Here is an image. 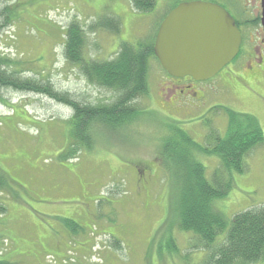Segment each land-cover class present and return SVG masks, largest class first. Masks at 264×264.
<instances>
[{
    "label": "rangeland",
    "instance_id": "1",
    "mask_svg": "<svg viewBox=\"0 0 264 264\" xmlns=\"http://www.w3.org/2000/svg\"><path fill=\"white\" fill-rule=\"evenodd\" d=\"M170 1L155 0L144 11L131 0H3L14 17L0 26V55L18 61L24 77L48 79L82 102L109 103L115 92L92 84L66 60V28L81 21L86 57L111 59L125 41L152 39ZM102 17L120 21V33L90 28ZM238 73L231 92L211 97L218 107L200 109L196 102L173 104L169 96L174 95L163 90L166 71L153 60L149 93L136 101L138 118L114 130L91 128V149L80 147L70 160L60 153L75 143L72 108L42 94L1 89L0 176L10 188L0 189V259L12 264H200L205 252L191 249L194 235L170 228L171 223L164 226L175 191L172 175L167 177L172 167L163 164L170 157L163 139L172 125L206 147L210 135L226 134L230 113L256 116L264 131V79H249L245 68ZM191 157L208 176L220 165L216 156L198 149ZM246 163V171L235 173L233 188L217 202L229 218L264 204V142Z\"/></svg>",
    "mask_w": 264,
    "mask_h": 264
},
{
    "label": "trees",
    "instance_id": "2",
    "mask_svg": "<svg viewBox=\"0 0 264 264\" xmlns=\"http://www.w3.org/2000/svg\"><path fill=\"white\" fill-rule=\"evenodd\" d=\"M143 1L148 2L144 4ZM131 2L136 9L144 11L152 9L155 4V0ZM0 3L1 26L5 20L11 21L14 15L11 6L4 5L3 0ZM111 19L102 17L90 28H106L119 34L120 21L113 23ZM65 31L66 60L78 65L92 84L113 90L112 101L98 104L79 101L68 92L59 91L48 79L22 76L23 71L16 68L20 63L1 55L0 90L13 88L34 92L71 107L73 116L70 122L75 143L60 153L61 159L70 160L81 153L80 147L91 149L94 144L91 128L102 126L114 130L117 125L130 124L138 118L141 111L136 101L149 93L151 63L154 60L162 65L154 51L158 31L149 40L123 42L117 55L107 60L86 57V29L81 21H72ZM229 115L226 134L210 135L206 147L195 144L184 129H173L172 125L169 126L172 130L163 139L164 149L170 156L169 162L163 161V164L168 169L172 167L167 177L169 181L172 175L171 185L175 191L173 206L164 226L171 223L170 228L176 225L181 231L194 235L196 239L191 249L205 252L200 264H252L264 259V204L250 206L231 218L217 207L218 199H223L233 188L235 173L246 171L247 156L264 142V131L256 116L248 113ZM196 149L219 159V167L210 176L206 167L191 157ZM1 188L9 190L10 187L7 188L0 176ZM0 212H4L3 206ZM114 246L120 249L122 242L114 240ZM0 264L12 263L0 259Z\"/></svg>",
    "mask_w": 264,
    "mask_h": 264
},
{
    "label": "water",
    "instance_id": "3",
    "mask_svg": "<svg viewBox=\"0 0 264 264\" xmlns=\"http://www.w3.org/2000/svg\"><path fill=\"white\" fill-rule=\"evenodd\" d=\"M242 37L234 18L214 3L182 2L162 21L154 51L172 76L206 80L238 54Z\"/></svg>",
    "mask_w": 264,
    "mask_h": 264
},
{
    "label": "flooded vegetation",
    "instance_id": "4",
    "mask_svg": "<svg viewBox=\"0 0 264 264\" xmlns=\"http://www.w3.org/2000/svg\"><path fill=\"white\" fill-rule=\"evenodd\" d=\"M188 1L196 0H171L167 14L180 3ZM199 1L217 4L234 18L242 37L239 52L228 65L210 79L196 80L189 75L175 77L166 73L163 90L174 95L169 96L174 105L196 102L195 106L200 109H214L219 105L210 101L231 92L235 79L240 78L239 69L245 68L249 79H264V0ZM166 93L163 92V95ZM175 96L177 97L173 100Z\"/></svg>",
    "mask_w": 264,
    "mask_h": 264
}]
</instances>
